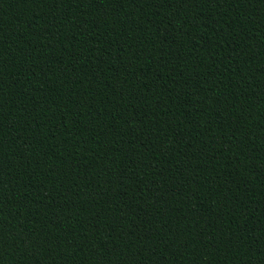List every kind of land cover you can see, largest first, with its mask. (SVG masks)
Masks as SVG:
<instances>
[{
  "label": "trees",
  "instance_id": "obj_1",
  "mask_svg": "<svg viewBox=\"0 0 264 264\" xmlns=\"http://www.w3.org/2000/svg\"><path fill=\"white\" fill-rule=\"evenodd\" d=\"M0 264H264V0H0Z\"/></svg>",
  "mask_w": 264,
  "mask_h": 264
}]
</instances>
